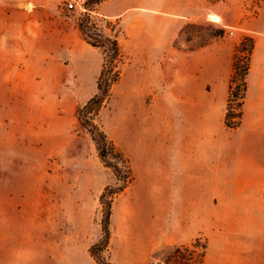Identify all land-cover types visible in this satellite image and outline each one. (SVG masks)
Segmentation results:
<instances>
[{"label": "rangeland", "instance_id": "374dc122", "mask_svg": "<svg viewBox=\"0 0 264 264\" xmlns=\"http://www.w3.org/2000/svg\"><path fill=\"white\" fill-rule=\"evenodd\" d=\"M261 1L87 0L67 10L62 0L25 8L0 0V264H100L90 248L103 234L101 194L116 175L78 111L105 63L110 86L91 116L129 175L111 197L101 256L155 264L167 251L163 264H204L200 226L212 222L211 199L198 196L210 184L187 169L209 161L214 132L229 161L255 157L256 137L233 130L251 49L245 27ZM103 37L116 42L115 58Z\"/></svg>", "mask_w": 264, "mask_h": 264}, {"label": "crops", "instance_id": "0c3cea01", "mask_svg": "<svg viewBox=\"0 0 264 264\" xmlns=\"http://www.w3.org/2000/svg\"><path fill=\"white\" fill-rule=\"evenodd\" d=\"M245 35L252 40L253 47L240 125L233 131L256 137L257 142L252 145L255 157L250 161H229L230 149L214 142V136H219L214 132L209 161H197L187 169L193 170L201 184H210L209 193L200 191L198 196L211 199L212 222L200 226V234L207 242L204 264H264V0L257 15L247 21ZM231 69L230 64L222 87L223 106L229 94Z\"/></svg>", "mask_w": 264, "mask_h": 264}, {"label": "trees", "instance_id": "16d2710c", "mask_svg": "<svg viewBox=\"0 0 264 264\" xmlns=\"http://www.w3.org/2000/svg\"><path fill=\"white\" fill-rule=\"evenodd\" d=\"M81 30L85 36H87L88 38H91V36L88 34L86 29L83 28V26ZM100 42L102 43V45H108L112 47L113 53H112L111 58H115L117 56L118 48L114 40H112L109 37H103L100 40ZM252 47H253V43L251 40L250 52L252 50ZM109 61L110 60H108V62ZM111 62H112V59H111ZM248 69H249V64H247L246 66H243L242 68V78L244 79L243 80L244 81L243 82V89H244L243 98L246 92V75H247ZM112 71H113L112 66L109 65L108 63H105L100 73L96 93L78 111V117L81 123L90 132L92 139L94 140L97 146L99 157L107 166L113 169L116 175L115 184L106 186L103 193L101 194L100 200L104 206V214H103V219H102L103 234H102L101 239L98 242L94 243L90 248L91 255L100 264H111L104 257H102L100 253L106 247L109 241V237H110L109 223H110V216H111V197L114 194L119 193L120 191L123 190L124 184L127 181L128 175H129L128 174L129 168H127V171L124 172L122 167L119 166L117 162V160L118 161L121 160L122 157L120 156V154L113 152L114 151L113 146H111L108 143V140L104 132L99 130L97 126L94 124L93 118L91 116L92 112L95 111L101 105V103L103 102V100L105 99L108 93V89L110 86V74L112 73ZM239 74H240V66L238 63H234V73H233L232 80H231L232 83L235 82ZM231 88H232L231 93L233 94L234 97H236L237 92L234 91V88L232 86ZM241 105H242V102H241ZM230 117H232V113L228 111L226 114V124L228 126H231ZM109 154L114 155V157L117 160L112 161L109 157Z\"/></svg>", "mask_w": 264, "mask_h": 264}, {"label": "water", "instance_id": "95a60500", "mask_svg": "<svg viewBox=\"0 0 264 264\" xmlns=\"http://www.w3.org/2000/svg\"><path fill=\"white\" fill-rule=\"evenodd\" d=\"M1 2L13 8H25L29 4V0H1ZM166 254H167V251H165L162 255H160L157 258L155 264H163V260Z\"/></svg>", "mask_w": 264, "mask_h": 264}, {"label": "built area", "instance_id": "2783aa9c", "mask_svg": "<svg viewBox=\"0 0 264 264\" xmlns=\"http://www.w3.org/2000/svg\"><path fill=\"white\" fill-rule=\"evenodd\" d=\"M87 0H62L64 7L67 10L76 9L77 7L83 8Z\"/></svg>", "mask_w": 264, "mask_h": 264}, {"label": "bare ground", "instance_id": "6f19581e", "mask_svg": "<svg viewBox=\"0 0 264 264\" xmlns=\"http://www.w3.org/2000/svg\"><path fill=\"white\" fill-rule=\"evenodd\" d=\"M209 19L213 21H218L220 22L222 20V17L218 13L211 12L208 16Z\"/></svg>", "mask_w": 264, "mask_h": 264}]
</instances>
